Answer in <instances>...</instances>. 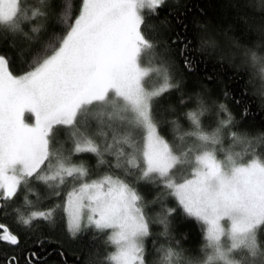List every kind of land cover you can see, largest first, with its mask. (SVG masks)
Wrapping results in <instances>:
<instances>
[{
	"label": "snow or ice",
	"instance_id": "obj_1",
	"mask_svg": "<svg viewBox=\"0 0 264 264\" xmlns=\"http://www.w3.org/2000/svg\"><path fill=\"white\" fill-rule=\"evenodd\" d=\"M164 3L80 0L78 14L72 18L69 13L72 22L59 45L53 46L50 55L34 61L30 71L14 75L9 60L0 55V201L14 200L21 189L31 192L34 181L60 188L71 180L73 187L63 205L69 236L74 239L86 228L101 233L111 230L108 241L115 248L107 257L111 264H146L144 238L151 234V225H162L161 235L167 236L170 218L177 211L160 198L145 203L136 187L139 181L158 183L186 216L206 226L204 247L211 250L201 262L185 257L182 249L162 245L157 249L158 264H240L233 258L235 252L244 250L252 257L261 252L258 232L264 228V157L244 161L224 149L229 134L233 142L248 137L229 132L235 118L225 104L217 106L216 126L205 128L202 119L212 108L199 95L196 107L186 114L190 130L179 133V125L172 122L177 139H191L186 148L178 151V146L158 131L154 105L180 87L173 76L177 61L169 57L177 53L186 69L193 63V41L186 34L175 32L162 51L158 42L144 34L145 12L154 16ZM24 11L23 0H0V26L21 30V20L27 19ZM201 46L214 48L216 41L211 36L201 37ZM149 52L153 63L145 66L143 57ZM244 56L245 62L253 65L264 59L252 50ZM261 73L264 79V68ZM153 75L157 82L148 86L146 79ZM97 104L128 114L120 116L125 134L114 136L113 143H105L103 150L93 136L78 127V117ZM26 113L35 117L34 124L26 122ZM104 114L103 109L96 113L99 117ZM108 115L111 118V113ZM99 122L104 123L102 119ZM57 126L72 130L73 147L67 154L53 146ZM133 129L143 130L142 144L134 139ZM116 145L132 149L125 153L120 147L116 153L123 164L115 167H124L126 178L105 174L90 181L85 164L72 161L75 154L92 153L104 164V154ZM218 152L225 153L223 159L218 158ZM185 164L191 171L178 178L174 170ZM156 203H161V211L153 219L148 211L150 204ZM24 207H35L27 194ZM15 211L17 226L29 230L23 242L42 248L48 238L31 227L35 221L54 223L55 209L32 210L26 215L19 208ZM222 237L230 241L229 246H224ZM0 243L18 248L22 240L19 233L0 223ZM23 259L25 264H37L41 257L25 248ZM4 264H20V257H8Z\"/></svg>",
	"mask_w": 264,
	"mask_h": 264
},
{
	"label": "trees",
	"instance_id": "obj_2",
	"mask_svg": "<svg viewBox=\"0 0 264 264\" xmlns=\"http://www.w3.org/2000/svg\"><path fill=\"white\" fill-rule=\"evenodd\" d=\"M23 7L27 19L21 20V30L0 26V55L9 60L10 70L14 75L30 71L34 61L50 55L53 46L59 45L68 30V24L72 22L69 13L72 18L78 14L80 0H23ZM142 28L146 36L158 42L161 51L170 43L175 32L186 34L193 41L191 69H186L179 62L177 53L169 57L177 61L173 76L180 87L166 93L154 105V116L159 123L160 134L169 143L178 146V151L186 148L192 142L191 139L185 142L177 139L176 125L172 122L176 121L179 125V133L190 130L186 114L196 107L199 95L212 108L210 115L202 119L205 128L216 126L219 119L217 106L225 104L235 118V126L229 132L236 131L248 137L247 140L233 142L229 134L224 138V149L244 161L255 156L264 157V79H261L264 59L253 65L245 62L244 56L247 50H252L264 58V0H165L156 15L148 17L145 12ZM207 36L216 41V47L201 46V37ZM143 61L153 63V54L145 53ZM182 99L186 101L183 104ZM121 115L124 114L116 111L115 121L103 118L104 123L99 126V132H107V137L103 136L105 143H113L114 136L120 138L125 134L127 129L122 125ZM99 123L94 124L95 127ZM80 127L85 129L88 125ZM133 136L142 144V129H133ZM53 146L65 154L72 149L73 142L66 127H56ZM120 147L124 148L125 153L132 151L127 145H116L111 153L104 154V164H99V158L92 153L75 154L72 161L85 164L89 169L90 181L105 174L126 178L124 167H115L118 163L123 164V159H118L116 154ZM217 155L223 159L225 153L218 152ZM190 171L191 166L187 164L174 170L178 178L188 175ZM127 179L133 181L135 178ZM72 187L71 180L60 188L34 181L31 192L21 189L14 200L0 201L4 205L0 207V223L19 233L22 240L18 248L0 243V264H4L6 258L13 255L20 257V264H25V248L38 252L41 259L37 264H111L107 257L114 246L108 241V230L101 233L94 228H86L74 239L66 231L63 204L67 190ZM136 187L145 203L160 198L168 207L177 208L170 218L167 236L161 235L164 231L162 225H151V234L144 239L146 264H158L160 253L157 249L162 245L173 247L177 251L182 249L185 257L201 262L206 260L211 250L204 247V224L186 216L176 200L168 196L158 183L139 181ZM26 194L34 208L24 207ZM17 208L25 215L32 210L55 209L54 223L35 221L31 227V231L47 237L50 242L46 241L42 248L36 247L31 241L27 244L23 242L29 230L17 226ZM160 211L161 203L150 204L148 214L156 219V214ZM258 241L261 252L255 257L239 250L233 254V258L240 264H264V228L258 232Z\"/></svg>",
	"mask_w": 264,
	"mask_h": 264
},
{
	"label": "rangeland",
	"instance_id": "obj_3",
	"mask_svg": "<svg viewBox=\"0 0 264 264\" xmlns=\"http://www.w3.org/2000/svg\"><path fill=\"white\" fill-rule=\"evenodd\" d=\"M144 65L145 66H148L150 65L149 62H146L143 61ZM157 82V77L155 75L153 76H150L149 78L146 79V84L148 86H153L155 85V83ZM101 109L104 110L105 114L103 115V117H99L96 115V113H98ZM116 111L115 109H113L111 106H103V105H93L90 107V110L88 112H85L83 114H81L79 117H78V127L81 131H85L87 132V134L93 136V138L96 140V142L98 144L101 145L102 147V150H103V147L105 145V142H104V139H103V135H99L98 133L99 132V126H101L102 124L99 123L98 127H95L94 124H96L98 121H100L101 119L103 120V118H109V115L108 113H111V118L112 120H116ZM124 115L127 114V113H123ZM128 115V114H127ZM25 118H26V122L27 123H35V117L32 116L31 114H25ZM81 125H88L87 128L85 129H82L80 126ZM94 125V126H93ZM67 128V127H66ZM69 130V132H71L72 130L67 128ZM143 142V141H142ZM102 143V144H101ZM104 143V144H103ZM178 170L180 171V169L178 168ZM90 180V179H89ZM95 180V179H94ZM72 183L70 182V185ZM68 192L71 191V189L67 190ZM67 192V193H68ZM66 197H67V194H66ZM66 197H65V200H66ZM65 200H64V203H65ZM64 205V204H63ZM64 212V211H63ZM65 216V214H64ZM85 219H86V215H85ZM225 226V228L228 227V222L227 221H224L222 222ZM205 226V225H204ZM205 229H206V226H205ZM111 234V230H108V236ZM145 239V238H144ZM222 240H223V243H224V246L227 247L229 246L230 244V241L226 238V237H222ZM115 251V248H113L112 252ZM111 252V253H112Z\"/></svg>",
	"mask_w": 264,
	"mask_h": 264
}]
</instances>
